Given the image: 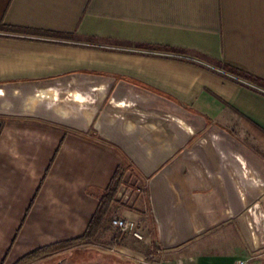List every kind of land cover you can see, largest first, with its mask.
<instances>
[{"label":"crops","instance_id":"1","mask_svg":"<svg viewBox=\"0 0 264 264\" xmlns=\"http://www.w3.org/2000/svg\"><path fill=\"white\" fill-rule=\"evenodd\" d=\"M0 27V89L76 104L0 109V264L84 236L119 168L145 241L109 224L103 258L264 264V0H0Z\"/></svg>","mask_w":264,"mask_h":264},{"label":"rangeland","instance_id":"2","mask_svg":"<svg viewBox=\"0 0 264 264\" xmlns=\"http://www.w3.org/2000/svg\"><path fill=\"white\" fill-rule=\"evenodd\" d=\"M69 91L66 89L65 91H59L54 90L52 93L49 94V98H45L42 92H30L27 89H7V90H1L0 89V109H19L22 111V113L29 114L31 112H36L39 110H44L46 107V104L52 105L53 107L59 109L62 107V105H65V102L69 104V107H75L73 105V100L71 98V93H68ZM3 93V95H2ZM69 98V100H68ZM122 185V184H121ZM121 189V186L119 188L117 198L120 197L124 199V195L121 196L119 194ZM120 195V196H118ZM112 218L111 216L108 219V222L106 224V228L102 231L105 232L108 230V225L111 224ZM136 221V220H135ZM138 222V221H137ZM140 223V222H139ZM113 230H115L112 227ZM116 231V230H115ZM116 235L118 238L121 239V235L116 231ZM129 237H123L122 239H126ZM134 240V239H133ZM136 241V240H135ZM145 241V240H144ZM144 241H138V242H144ZM99 238H96L93 240L92 243L89 244H83L77 248H74L72 250H67L65 252H58L52 257L35 262L33 264H162L163 259L155 258V257H145L141 256V251H137L135 256H130L131 254H127L125 250L121 252V250H115V255L121 257L120 263H115L109 258H103L102 255L99 254V252H111V247H107L109 244H107L105 241H100ZM106 244H105V243ZM100 244V245H99ZM140 250V249H139ZM52 258V259H51Z\"/></svg>","mask_w":264,"mask_h":264},{"label":"trees","instance_id":"3","mask_svg":"<svg viewBox=\"0 0 264 264\" xmlns=\"http://www.w3.org/2000/svg\"><path fill=\"white\" fill-rule=\"evenodd\" d=\"M14 31L15 29H5L0 27V30ZM123 182V171L119 168L107 190L100 197L99 208L93 217L90 225L84 236L70 240L61 244L52 245L40 249L30 255L26 256L18 264H33L38 261L46 260L56 253H62L67 250H72L81 245L92 243L94 239L106 228L109 217L112 214V206L117 202V194Z\"/></svg>","mask_w":264,"mask_h":264},{"label":"built area","instance_id":"4","mask_svg":"<svg viewBox=\"0 0 264 264\" xmlns=\"http://www.w3.org/2000/svg\"><path fill=\"white\" fill-rule=\"evenodd\" d=\"M112 227L123 237H129L136 241H144L145 233L141 223L127 219L114 218L111 221ZM237 264H248L247 260H240Z\"/></svg>","mask_w":264,"mask_h":264}]
</instances>
